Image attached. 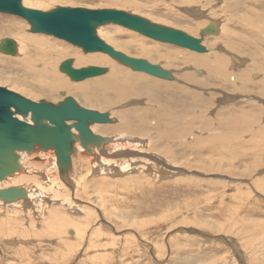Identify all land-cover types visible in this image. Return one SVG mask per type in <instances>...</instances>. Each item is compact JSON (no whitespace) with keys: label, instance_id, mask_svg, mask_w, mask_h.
<instances>
[{"label":"rangeland","instance_id":"374dc122","mask_svg":"<svg viewBox=\"0 0 264 264\" xmlns=\"http://www.w3.org/2000/svg\"><path fill=\"white\" fill-rule=\"evenodd\" d=\"M37 1L40 4L30 9H110L148 18L154 24L202 39L208 53L156 42L118 25L100 27L98 37L110 46H114L110 40L132 42L125 35L122 37L123 31L127 36L134 34L138 37L132 38L135 46L120 51L171 74L163 80L115 62L122 71L145 78L138 86L143 93L130 99L110 95L112 105L103 108L97 104V96L85 99L82 88L93 90L95 95V82L109 73L75 84L60 71L59 64L55 72L68 82L71 90L39 95L40 89L33 86L32 71L23 66L27 40L43 35L78 49L81 55L90 54L54 37L33 34L25 19L0 13V44L11 38L20 43V48L23 41L25 48L21 58L20 50L11 59L0 52V87L36 103L58 106L72 97L88 110L114 113V118H110L113 125H90H99V129L95 128L97 134L101 126L106 125L102 128L105 133L109 132L107 127L120 124L121 112L132 113L138 108L140 114L130 116L136 122L129 119L127 125L131 129L125 132L145 142L138 149L137 141L131 142L128 149L133 154L126 157H103L93 165L100 177L89 175L88 169L76 161L75 152L70 160L74 164L72 171L68 166L58 167L54 150L30 152L55 156L57 168L51 170L57 174L54 182L70 176L82 181V187L64 185V193L59 197L60 192L42 180L39 173L44 168L39 158L32 157L25 166V174L11 180V184L0 185L1 190H6L42 183L48 190V198L37 200L47 205L43 212L35 205L32 207L26 197L22 198L23 207H18V212L9 202L0 205V264H264V32L263 40H259L239 26L243 20L249 29L259 28L254 16L264 19V0ZM17 23L24 27L20 32L25 39L21 41L9 33ZM209 28L216 33L212 34ZM41 40L45 48L58 47L50 40ZM139 43L152 48L151 54L149 50L148 54L142 53L136 47ZM193 55L212 56L222 63V71L213 70L217 75L210 76L207 67L191 62ZM30 56L33 60L38 58ZM52 59L61 58L52 55ZM108 59L116 61L110 56ZM31 64L44 68L40 63ZM107 69L109 72L110 68ZM126 158L132 159L129 162L134 165L129 170L117 163ZM104 167L110 177L105 175ZM22 168L25 169L23 165ZM25 201L27 205L23 204ZM65 201H69L67 206H63Z\"/></svg>","mask_w":264,"mask_h":264},{"label":"water","instance_id":"95a60500","mask_svg":"<svg viewBox=\"0 0 264 264\" xmlns=\"http://www.w3.org/2000/svg\"><path fill=\"white\" fill-rule=\"evenodd\" d=\"M0 13L25 19L31 25L33 34H44L84 47L89 53L107 54L129 66L134 72L163 80L168 79V72L158 65L131 58L107 45L98 37V28L110 24L120 25L156 42L173 44L196 53H208L207 48L202 45V39L152 24L138 16H128L120 10L57 8L44 13L25 7L23 0H0ZM209 29L216 33L215 29ZM17 49L16 42L12 39H5L0 44V52L10 56H15ZM61 72L72 82L81 83L106 75L108 69L98 66L74 69L64 62ZM29 115L32 123L19 118L22 116L27 119ZM70 122H75L74 127L79 132L83 145L87 146L98 139L90 125L110 124L111 120L109 114L83 108L72 97L54 106L45 102H33L0 87V183L22 170L18 152H31L35 146L40 147L43 152L54 149L57 164H70L73 153L71 145L76 141ZM25 196L21 189H0V198L8 202Z\"/></svg>","mask_w":264,"mask_h":264},{"label":"bare ground","instance_id":"6f19581e","mask_svg":"<svg viewBox=\"0 0 264 264\" xmlns=\"http://www.w3.org/2000/svg\"><path fill=\"white\" fill-rule=\"evenodd\" d=\"M37 0H24V5H26L25 7H28V8H32L33 5H39L40 3H38V1L36 2ZM51 9V8H50ZM85 9V8H83ZM35 10V9H34ZM54 10V9H53ZM90 10V9H88ZM105 10V9H103ZM40 11V10H39ZM42 12V11H41ZM121 12H124V11H121ZM44 13H47V12H44ZM126 13L128 16H136V15H132L130 13H127V12H124ZM202 13V12H201ZM189 15V14H188ZM195 16V15H194ZM140 17V16H138ZM257 17V19H256ZM142 18V17H141ZM145 19V18H144ZM148 19V18H147ZM146 19V20H147ZM192 19V18H191ZM254 19H256L254 22L255 23V26L256 27H259L257 30H253L252 28L249 29L248 28V24L246 23V21L244 22L243 20L239 22V26L242 28H246V30H248L249 32L247 34H249L250 36H254L256 38H258L259 40H263L262 38V32H264V19L259 17V16H254ZM11 22V21H10ZM150 22V21H149ZM232 21L230 20L229 23H231ZM28 23V22H27ZM152 23V22H150ZM216 22H214L215 24ZM257 23V24H256ZM10 24H13L12 22ZM16 24V23H15ZM14 24V25H15ZM154 24V23H152ZM18 25V23H17ZM157 25V24H155ZM227 25H230V24H227ZM233 25V24H232ZM247 25V26H246ZM120 26V25H118ZM161 26V25H159ZM123 27V26H122ZM164 27V26H162ZM230 27V26H229ZM1 28V27H0ZM21 28H24L23 26H15L13 27V29H10L9 30V33H11L13 36L19 38V40H24L25 38L22 37L21 35V32H20V29ZM126 28V27H124ZM167 28V27H165ZM220 28V27H219ZM240 28V29H241ZM99 29V28H98ZM128 29V28H126ZM170 29V28H169ZM230 29H233L230 28ZM128 30H131V29H128ZM211 31V33H213L214 31L213 30H209ZM225 31V29H224ZM245 32V31H244ZM124 34H122V37L125 35V38L127 37L128 39H130L132 42L130 41H125L124 43L123 42H120V41H116V40H113L111 41L110 40V43L113 44L114 46H112L114 49H116L117 51L121 52L120 51V48H129V47H132V46H135L134 44V41L132 40L135 39V38H138L136 37L134 34L132 33H129L127 36V32H124ZM98 34V33H97ZM201 35V34H200ZM224 35V34H223ZM33 35H31L32 37ZM226 36V34H225ZM7 39H11V38H7ZM41 39H46V40H50L51 42H54L56 45H58L57 48L55 47H43L41 46L40 43H42V40ZM14 40V39H12ZM20 40V41H21ZM119 40V39H117ZM16 42V45H17V53L16 55H18V51L20 50L21 52L19 53L18 55V58L22 57V52L24 51V42L21 41V48H20V43L17 41V40H14ZM28 43L25 44L26 46V55H25V64H23L24 66V69L27 71H32L33 73V77H34V87L37 89V87L40 89L38 90L39 91V95H47V96H51L53 95L56 91L58 93H61V92H64L65 93V90H71V86L68 84L67 81H65L63 79L62 76L60 75H57L56 72H55V67H57V65H59L60 67V71H61V65L64 63V62H67L69 63L74 69H80L82 67H88V66H98V67H107V68H110V70H112L110 72L109 70V75L101 78V79H98L93 88L95 90V95H94V91L93 90H88L86 89L84 86L82 88V91H83V96L85 97V99L88 100L93 98V97H98V100L99 103L97 102V104H100L101 106L104 107H110V105H112V102H111V99H108V97H110V95L114 96V97H118L120 99L122 98H125V99H130L132 97H137V96H140L141 93H143L141 90L138 89V86L140 84H142L143 81H145L141 76L139 75H134V74H128L124 71H122L115 62L118 63V61H114V63L112 61H110L108 59V56L109 55H106L104 53H98V52H95V54H91L89 52L86 51V49L84 47H81V46H78L80 48H82L86 54H90L88 56H84V55H81L78 51V49H75V48H72V46H67L66 44L64 43H58L56 41H52L51 39H49L48 37H45V36H35L34 40H27ZM231 41V40H230ZM105 43V42H104ZM136 43V42H135ZM256 43V42H255ZM263 44H264V41H263ZM108 45V44H107ZM173 45V44H172ZM153 46H155L153 44ZM176 46V45H175ZM136 47L140 48V51L144 54H148L150 52L151 54V49L152 48H146L144 47L141 43H139ZM77 48V47H76ZM125 49V48H124ZM137 49V48H136ZM149 50V52H148ZM155 50V49H153ZM160 50V49H159ZM180 51V50H178ZM221 52V51H220ZM84 53V52H83ZM229 53V52H227ZM4 54V53H3ZM30 54H33L34 56H37L38 58L36 60H33L32 57L30 56ZM125 54V53H124ZM223 54V53H222ZM4 55H7V54H4ZM15 55V56H16ZM21 55V56H20ZM52 55L54 56H57V57H60L61 59L59 61H56V60H53L52 59ZM126 55V54H125ZM255 55V54H254ZM9 58H10V55H8ZM192 56V55H191ZM194 56V55H193ZM198 56V55H197ZM196 55L194 56L195 58H191V62L194 61V63H197V64H200L202 66H205L207 67L210 71H209V74L210 76H216L214 73H213V70L214 71H222L223 69V65L222 63L219 61V60H213V58H211L212 56H209V57H204V56H201V57H197ZM227 56V55H226ZM69 57H72V58H75L74 61L72 59H66L65 58H69ZM16 58V57H15ZM11 59V58H10ZM62 59H64L63 61L64 62H60ZM236 58H234L235 60ZM97 60L98 63H95ZM114 60V59H112ZM185 61H188L190 59L188 58H185L184 59ZM222 61V60H221ZM236 61V60H235ZM240 61V59H239ZM5 62V61H4ZM8 62V61H7ZM15 62V61H13ZM42 62V63H41ZM59 62V63H58ZM243 62V61H242ZM18 63V62H17ZM31 63H40L42 66L44 65V68L41 67V68H37V67H34V65H32ZM83 63H85V65H83ZM239 63V62H238ZM13 64V63H12ZM19 64V63H18ZM121 63L119 62L118 65H120ZM242 64V63H241ZM22 65V64H21ZM122 65V64H121ZM124 66V65H123ZM121 66V67H123ZM126 66V65H125ZM226 67V66H225ZM235 67V66H234ZM124 68V67H123ZM128 68V67H127ZM125 68V69H127ZM196 69V68H195ZM34 70V71H33ZM164 70V69H163ZM128 71V70H127ZM166 71V70H165ZM168 72V71H166ZM202 72V71H201ZM264 72V71H263ZM169 73V77L171 76L170 72ZM218 73V72H217ZM136 74V73H135ZM38 75V77H37ZM257 76V75H256ZM168 77V78H169ZM95 80H93L94 82ZM155 81H153L154 83ZM242 82L243 84H246V78L243 77L242 78ZM158 83V82H156ZM76 84V83H75ZM89 85V84H88ZM157 86V85H156ZM155 86V87H156ZM147 87V86H145ZM150 87V85H149ZM144 88V87H143ZM153 88V87H152ZM151 88V89H152ZM158 88V86L156 87ZM92 89V88H91ZM150 89V90H151ZM147 90V89H146ZM155 90V89H154ZM156 91V90H155ZM93 92V93H92ZM110 92H112V94H110ZM48 93V94H47ZM111 96V97H112ZM154 96V95H153ZM23 97V96H22ZM69 97V96H67ZM113 97V98H114ZM117 99V98H116ZM152 99V98H151ZM200 99V98H199ZM198 99V100H199ZM89 103V102H88ZM140 108V107H139ZM144 111V110H143ZM142 111V112H143ZM130 112V111H129ZM129 112H126V113H122L120 115H118L119 119L118 121L120 122V124H116L114 127H107L109 129V132H106L103 133L105 131V129H102V128H105L103 126L100 127V130H99V133L102 134H97L98 130L96 131L95 128L99 129V125H96V126H90V128L92 129L93 131V134H95L98 139L95 141V142H92V143H88L87 146H84L83 143H82V139L80 137V134L79 132L75 129L74 125H75V122H70L69 125L72 127V132L73 134L76 136V141L71 145V150L73 151V153L71 154L74 155V152H75V155H76V161L78 160L79 163L83 166V167H86L88 169V172H89V175H95V176H98L100 177L101 175L99 174V171L98 170H93V165H95L98 161H102L103 160V157L105 160H108L110 158V156H113V157H117V156H121V157H126L130 154H133L131 149L129 150L128 148L130 147V143H134L136 142L137 144V149L138 147L140 146H143L144 145V141H138V140H135L134 138H136V136L132 137L130 136L128 133H126L125 131L129 130V128L131 129V126H128L127 125V122L132 120L130 116H132L133 118V115L136 116L135 114L138 113V115L140 114L141 110H139L138 108L136 110H134L132 113H129ZM145 112V111H144ZM143 114H146L144 113ZM150 112V111H149ZM153 112V111H152ZM154 113V112H153ZM174 113V112H173ZM157 115V114H156ZM110 118H114L115 114L111 113L110 115ZM112 116V117H111ZM142 116V115H141ZM154 116V115H152ZM242 116V115H241ZM157 117V116H156ZM21 120H26L27 122L29 123H32V120H31V116L29 115L27 117V119H24L22 116L19 117ZM154 118V117H153ZM130 119V120H129ZM157 119V118H156ZM111 120V119H110ZM145 119H143L142 121H144ZM133 122H136L134 121V119L132 120ZM160 121V120H159ZM158 121V122H159ZM161 122V121H160ZM159 122V123H160ZM138 123V122H137ZM145 124V123H144ZM113 125L112 123L110 124V126ZM109 126V125H107ZM135 126V125H134ZM138 126V125H137ZM145 126V125H144ZM139 127H141L139 125ZM183 127V126H182ZM138 128V127H136ZM159 128V126L157 127ZM181 128V127H180ZM102 129V130H101ZM173 129V128H172ZM176 129V128H175ZM184 129V128H182ZM133 130H135L133 128ZM121 131V132H120ZM183 131V130H182ZM246 131V130H245ZM115 132V133H113ZM253 132V131H252ZM116 133H120V134H116ZM79 134V135H78ZM116 135V136H115ZM113 136V137H111ZM139 138V137H138ZM73 146V147H72ZM132 144H131V148H132ZM104 147V148H103ZM136 148V147H135ZM35 149H38L40 151V147L38 146H35L34 147V150ZM101 149V150H100ZM128 149V150H126ZM140 149V148H139ZM33 150V151H34ZM54 150V149H52ZM110 151H113L114 153H110ZM140 151V150H139ZM32 152V151H31ZM38 152V151H37ZM43 152V151H42ZM30 153L28 154L27 152H22L21 153H18L19 156H20V164L24 166V170L22 168V170L20 172H17L15 173L14 175H12L11 177H7L5 179V181H3L2 183H0V185L2 186H6L8 183L11 184V180H13L14 178H18L21 176V174H25L27 169H26V164H29V161H30V157H32L33 159L35 158H39V164H41L43 166V171L40 174L41 178L43 181L49 183L54 190H58L60 192L59 194V197L64 193V185H67V184H72L73 186H78V188H81V184H82V181H76L75 178L73 177H70L68 176L66 179H64L63 181H59V183H56L53 181V177H55L57 174H55L53 171L51 170H55V168H57L55 162H56V158L55 156H53L52 153ZM118 152H122V153H118ZM106 156H109V158L106 159ZM135 156V155H133ZM74 158V156H73ZM114 160V159H112ZM129 160H132V159H119L117 160V163L120 164L121 167H123L124 170H129V168L133 167L131 166ZM135 160V159H133ZM134 162V161H132ZM139 162V161H138ZM57 163V162H56ZM58 167L60 168V166H63V167H67L70 168L72 171V167L74 166V164H68V165H59L57 164ZM136 165V163H135ZM62 167V168H63ZM117 169V168H116ZM115 169V170H116ZM93 170V172H92ZM104 170V173L105 175H108L110 177V174H109V171L106 167L103 168ZM111 171V170H110ZM118 171V169H117ZM116 171V172H117ZM114 172V171H112ZM111 173V172H110ZM122 173V172H121ZM112 174V173H111ZM118 175V174H117ZM72 179V180H71ZM35 181V180H33ZM107 183V182H106ZM100 184V183H99ZM85 185V184H84ZM11 186V185H10ZM72 187V186H70ZM87 186H85L86 188ZM14 188V187H13ZM17 188V187H16ZM11 189V188H9ZM17 189H21L25 192L26 194V198L30 201L31 203V206L33 207V205H35L34 207L39 209L40 212H43L46 210L45 208V203L43 202H39L40 200L42 201V199H46L48 198V190L47 188L42 185H39L37 186L35 183L34 184H30V185H25V186H22L20 188H17ZM77 189V188H76ZM70 190V189H69ZM84 190V189H83ZM100 190V189H99ZM57 191V192H58ZM100 192V191H99ZM46 197V198H45ZM40 198L39 201H37L38 199ZM68 199L70 200V197H68ZM78 200V199H77ZM72 201V200H71ZM8 201H5L3 199L0 198V205L1 204H6ZM45 202V201H44ZM66 203L63 204V206H67V202L69 201H65ZM11 203V206L13 209H15V212H18L17 209L19 208H22L23 205H22V198H19L18 200H16L15 202H9ZM24 205H27L28 204V201H25L23 203ZM75 204V202H74ZM8 206V205H7ZM47 206V205H46ZM70 206V205H69ZM78 206V205H77ZM10 207V205H9ZM19 207V208H18ZM1 208V207H0ZM72 208H75L73 205H72ZM81 208H84V207H81ZM1 210V209H0ZM76 210V209H75ZM14 211V210H13ZM81 212V211H80ZM96 212V211H94ZM91 213V212H90ZM52 214V212L50 213V215ZM89 214V213H88ZM49 215V216H50ZM105 215V214H104ZM48 216V217H49ZM51 219V218H50ZM100 219V217H99ZM55 222V221H54ZM5 227V226H4ZM74 232V231H73ZM72 232V233H73ZM18 236V235H17ZM103 237V236H102ZM12 240V239H11ZM18 241V240H17ZM14 242V241H13ZM16 242V240H15ZM24 244V242H23ZM166 245V244H165ZM55 255V254H54Z\"/></svg>","mask_w":264,"mask_h":264}]
</instances>
